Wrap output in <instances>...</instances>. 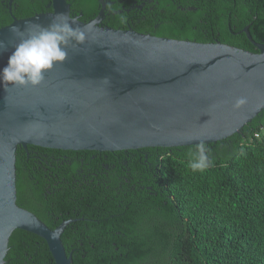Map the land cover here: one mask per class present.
Wrapping results in <instances>:
<instances>
[{"label": "water", "instance_id": "1", "mask_svg": "<svg viewBox=\"0 0 264 264\" xmlns=\"http://www.w3.org/2000/svg\"><path fill=\"white\" fill-rule=\"evenodd\" d=\"M51 12L17 19L0 28L8 49L12 25H47L70 14L66 0H51ZM105 6L85 45L36 87L0 84V264H5L15 230L30 232L48 245L55 264H72L61 239L66 226L51 230L17 204V151L28 145L71 151H123L217 143L240 133L264 110V45L248 40L253 53L233 46L199 43L101 26ZM71 15V14H70ZM247 103L239 109L237 98Z\"/></svg>", "mask_w": 264, "mask_h": 264}, {"label": "trees", "instance_id": "2", "mask_svg": "<svg viewBox=\"0 0 264 264\" xmlns=\"http://www.w3.org/2000/svg\"><path fill=\"white\" fill-rule=\"evenodd\" d=\"M158 1L153 36L220 42L258 53L241 32L248 26L252 39L264 45V0ZM49 2L13 0L10 13L5 6L9 0H0V28L12 23L13 16L24 19L51 11L47 8ZM68 2L76 12L83 13V22L100 10V0ZM108 25L117 29L115 24ZM134 30L144 33L140 28ZM206 146L211 166L202 173L192 172L187 166V152L195 146L158 148L172 151L175 158H168L159 172L167 189L153 184L150 235L138 239L63 241L67 254L84 244L83 253L72 254V264H264V110L240 133ZM24 159V151L19 148L17 204L26 209L21 199ZM93 200H104L103 193H94ZM5 264L55 261L42 238L15 230Z\"/></svg>", "mask_w": 264, "mask_h": 264}, {"label": "flooded vegetation", "instance_id": "3", "mask_svg": "<svg viewBox=\"0 0 264 264\" xmlns=\"http://www.w3.org/2000/svg\"><path fill=\"white\" fill-rule=\"evenodd\" d=\"M50 3L51 0L47 8L52 11ZM68 3L71 16L80 19L83 13ZM12 4L13 0H9L5 5L10 13ZM159 4L158 0H100L99 12L87 22L96 19L105 6L101 26L110 27L112 23L117 29L140 28L143 34L153 36ZM22 150V204L43 217L51 230L66 224L62 241L138 239L150 235L153 184L167 189L159 172L168 158H175L172 151H64L33 145ZM98 192L103 193L104 200H93ZM83 246L77 245L70 254L83 253Z\"/></svg>", "mask_w": 264, "mask_h": 264}, {"label": "clouds", "instance_id": "4", "mask_svg": "<svg viewBox=\"0 0 264 264\" xmlns=\"http://www.w3.org/2000/svg\"><path fill=\"white\" fill-rule=\"evenodd\" d=\"M95 21L79 24L70 14H56L45 25L38 21H26L23 27L12 25L10 32L16 42L8 62L0 69V84L5 89L11 86L36 87L41 85L46 74L69 58V49L86 44ZM8 43L0 39V52L8 49ZM247 103L245 97L237 98L233 107L239 109ZM187 166L192 172H204L211 166L209 149L200 141L187 152Z\"/></svg>", "mask_w": 264, "mask_h": 264}]
</instances>
